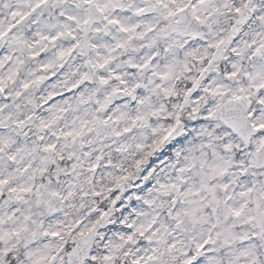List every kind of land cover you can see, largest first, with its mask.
<instances>
[{"label": "snow or ice", "instance_id": "obj_1", "mask_svg": "<svg viewBox=\"0 0 264 264\" xmlns=\"http://www.w3.org/2000/svg\"><path fill=\"white\" fill-rule=\"evenodd\" d=\"M0 264H264V0H0Z\"/></svg>", "mask_w": 264, "mask_h": 264}, {"label": "clouds", "instance_id": "obj_2", "mask_svg": "<svg viewBox=\"0 0 264 264\" xmlns=\"http://www.w3.org/2000/svg\"><path fill=\"white\" fill-rule=\"evenodd\" d=\"M180 102H182V97L180 98ZM190 109H191V105L185 109V112H184L185 118H188ZM107 186H109V182L104 178L102 173L98 174L96 190L101 191ZM105 196H106V193L101 191V196L96 198L94 202H92L91 198H89V203L85 205V209L83 211L86 212L89 207L102 208L106 210L108 208V201L105 199Z\"/></svg>", "mask_w": 264, "mask_h": 264}]
</instances>
